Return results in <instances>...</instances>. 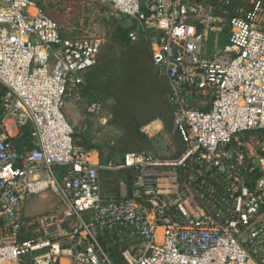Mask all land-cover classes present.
I'll return each mask as SVG.
<instances>
[{"label": "built area", "instance_id": "obj_1", "mask_svg": "<svg viewBox=\"0 0 264 264\" xmlns=\"http://www.w3.org/2000/svg\"><path fill=\"white\" fill-rule=\"evenodd\" d=\"M97 1L134 21L133 41L152 35L186 152L95 162L63 109L103 39L64 38L35 1L0 0V264H116L101 236L123 264H264V0ZM194 95L210 109L191 106ZM88 112L111 118L101 102ZM6 119L33 127L32 149L16 147ZM101 169L130 170L134 188L105 197ZM49 195L57 208L29 220L27 201Z\"/></svg>", "mask_w": 264, "mask_h": 264}, {"label": "trees", "instance_id": "obj_2", "mask_svg": "<svg viewBox=\"0 0 264 264\" xmlns=\"http://www.w3.org/2000/svg\"><path fill=\"white\" fill-rule=\"evenodd\" d=\"M48 15L57 20L54 15ZM133 31H137L134 21L131 25L114 27L113 35L102 50L97 65L84 74L86 85L71 91L72 95L87 97L89 105L101 102L108 108L111 118L106 126L113 128L110 139H105L102 143H92L85 134H77L74 128L76 145L88 151H96L100 165L104 167L120 166L128 153L152 151L161 160L175 161L181 159L186 152V146L174 126L175 106L169 99V82L158 76L153 64L150 49L152 35L138 32L137 40L132 41L130 34ZM60 33L64 38H79L68 35L61 26ZM5 91L0 84L1 117L4 114L2 99ZM189 101L191 106L206 111L210 109V99L194 95ZM205 101L207 104L204 105ZM154 121L163 125V134L167 135L170 143V156L158 154L154 149V138L142 131ZM160 132L162 131L157 134ZM32 133L31 125L21 127L20 137L14 142L19 150L32 149L35 146ZM99 173L102 193L107 198L120 197L121 182L126 184L129 193L134 188L135 179L130 170L101 169ZM100 240L105 246L109 244L116 264H123L117 244L113 245L109 236H101ZM126 244L124 242L122 248H125Z\"/></svg>", "mask_w": 264, "mask_h": 264}, {"label": "rangeland", "instance_id": "obj_3", "mask_svg": "<svg viewBox=\"0 0 264 264\" xmlns=\"http://www.w3.org/2000/svg\"><path fill=\"white\" fill-rule=\"evenodd\" d=\"M48 14L56 17L61 29L72 37L97 36L103 39V49L114 32L117 25H131L130 18L123 17L111 5H103L97 0H33ZM134 32V31H133ZM133 41V40H132ZM88 98L82 95H69L64 103L63 113L70 124L76 128L77 134H85L92 143H102L113 135V128L103 125L97 116L88 112ZM108 111V108H106ZM109 112V111H108ZM161 126V128L159 127ZM156 128L152 134H146L154 138L155 151L164 156H170L169 141L163 134V125L156 122ZM160 134H157L159 131ZM115 134V133H114ZM157 134V135H156ZM57 208V200L53 195L48 197L34 196L30 198L24 207V212L29 220L37 218ZM36 228L33 229V231Z\"/></svg>", "mask_w": 264, "mask_h": 264}, {"label": "crops", "instance_id": "obj_4", "mask_svg": "<svg viewBox=\"0 0 264 264\" xmlns=\"http://www.w3.org/2000/svg\"><path fill=\"white\" fill-rule=\"evenodd\" d=\"M155 123L157 122V121H154ZM6 123H7V125H8V127H9V129H10V132H11V134H12V136H13V138H12V140L14 141V142H16V139L18 138V137H20L19 135H20V130H21V127H18L14 122H13V119H6ZM159 127V126H158ZM159 128H161V126L159 127ZM32 129H33V127H32ZM32 135H33V138H34V144H36V138H35V136H34V129H33V133H32ZM95 153H97L96 151H94ZM98 154V153H97ZM98 156V155H97ZM94 158H95V156H94ZM96 160H99V157H97V159L95 158V162H96Z\"/></svg>", "mask_w": 264, "mask_h": 264}]
</instances>
